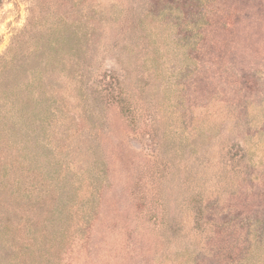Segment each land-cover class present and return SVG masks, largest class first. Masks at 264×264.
I'll list each match as a JSON object with an SVG mask.
<instances>
[{"label": "rangeland", "instance_id": "rangeland-1", "mask_svg": "<svg viewBox=\"0 0 264 264\" xmlns=\"http://www.w3.org/2000/svg\"><path fill=\"white\" fill-rule=\"evenodd\" d=\"M0 264H264V0H0Z\"/></svg>", "mask_w": 264, "mask_h": 264}, {"label": "trees", "instance_id": "trees-1", "mask_svg": "<svg viewBox=\"0 0 264 264\" xmlns=\"http://www.w3.org/2000/svg\"><path fill=\"white\" fill-rule=\"evenodd\" d=\"M4 228L3 224L0 222V231Z\"/></svg>", "mask_w": 264, "mask_h": 264}]
</instances>
